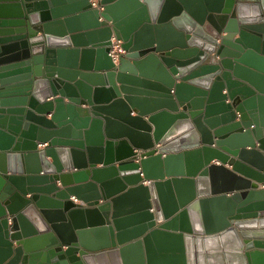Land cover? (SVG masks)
Masks as SVG:
<instances>
[{"label":"water","instance_id":"obj_1","mask_svg":"<svg viewBox=\"0 0 264 264\" xmlns=\"http://www.w3.org/2000/svg\"><path fill=\"white\" fill-rule=\"evenodd\" d=\"M261 184L264 0H0V264H264Z\"/></svg>","mask_w":264,"mask_h":264},{"label":"built area","instance_id":"obj_2","mask_svg":"<svg viewBox=\"0 0 264 264\" xmlns=\"http://www.w3.org/2000/svg\"><path fill=\"white\" fill-rule=\"evenodd\" d=\"M125 49L122 48V41L121 40H117L115 38H113V46L111 49V55L115 58L118 59L120 54L125 53ZM264 186V185H263ZM76 200V199H75Z\"/></svg>","mask_w":264,"mask_h":264},{"label":"crops","instance_id":"obj_3","mask_svg":"<svg viewBox=\"0 0 264 264\" xmlns=\"http://www.w3.org/2000/svg\"><path fill=\"white\" fill-rule=\"evenodd\" d=\"M44 146H45L44 143L39 144V148H43ZM49 160H51V158H49ZM213 162H215L216 164L218 163L217 160H214ZM98 166H100V165H98ZM263 185H264V184H261V188H264ZM71 199H72V200H75V196H71Z\"/></svg>","mask_w":264,"mask_h":264}]
</instances>
